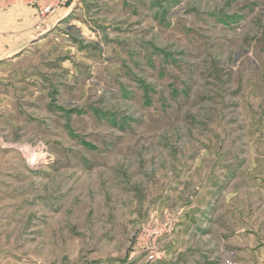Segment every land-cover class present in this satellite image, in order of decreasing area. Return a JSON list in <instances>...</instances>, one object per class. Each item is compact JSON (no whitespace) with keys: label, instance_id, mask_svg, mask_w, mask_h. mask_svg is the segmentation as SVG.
Returning <instances> with one entry per match:
<instances>
[{"label":"rangeland","instance_id":"rangeland-1","mask_svg":"<svg viewBox=\"0 0 264 264\" xmlns=\"http://www.w3.org/2000/svg\"><path fill=\"white\" fill-rule=\"evenodd\" d=\"M0 264H264V0H0Z\"/></svg>","mask_w":264,"mask_h":264},{"label":"built area","instance_id":"built-area-1","mask_svg":"<svg viewBox=\"0 0 264 264\" xmlns=\"http://www.w3.org/2000/svg\"><path fill=\"white\" fill-rule=\"evenodd\" d=\"M12 2H25L26 4L33 6L37 11L40 20H44L56 14L59 9L65 7L69 0H8V4H11ZM171 229L169 228L168 231ZM155 233L157 234V232ZM163 233L164 231L162 230L159 236H162Z\"/></svg>","mask_w":264,"mask_h":264}]
</instances>
